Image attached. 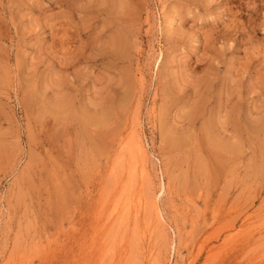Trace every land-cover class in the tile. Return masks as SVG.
Listing matches in <instances>:
<instances>
[{"label": "rangeland", "instance_id": "374dc122", "mask_svg": "<svg viewBox=\"0 0 264 264\" xmlns=\"http://www.w3.org/2000/svg\"><path fill=\"white\" fill-rule=\"evenodd\" d=\"M0 264H264V0H0Z\"/></svg>", "mask_w": 264, "mask_h": 264}]
</instances>
